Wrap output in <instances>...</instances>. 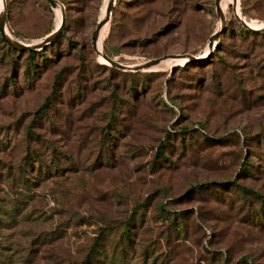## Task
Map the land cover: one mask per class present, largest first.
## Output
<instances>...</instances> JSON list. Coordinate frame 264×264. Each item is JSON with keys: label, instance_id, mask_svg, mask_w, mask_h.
<instances>
[{"label": "rangeland", "instance_id": "rangeland-1", "mask_svg": "<svg viewBox=\"0 0 264 264\" xmlns=\"http://www.w3.org/2000/svg\"><path fill=\"white\" fill-rule=\"evenodd\" d=\"M60 2L63 35L33 66L0 34V264H82L96 243L94 264H264L251 191L264 195V0H237L256 32L223 0L211 48L215 0H115L105 51L130 64L183 54L140 69H112L93 48L107 0ZM6 10L25 42L61 21L49 0ZM22 164L42 169L30 189L12 183Z\"/></svg>", "mask_w": 264, "mask_h": 264}, {"label": "water", "instance_id": "water-1", "mask_svg": "<svg viewBox=\"0 0 264 264\" xmlns=\"http://www.w3.org/2000/svg\"><path fill=\"white\" fill-rule=\"evenodd\" d=\"M51 5L53 7H56L58 3L61 4L62 6V13H63V17L61 22L56 26V28L54 30H52L50 33H48L47 35H45L42 39L37 40L35 42H25L23 40L17 39L15 37H12L11 35H9L7 33V10H6V0H4L5 6L4 9L0 12V33L2 35V37L4 38V40L9 43L10 45L19 48V49H31V50H37L40 49L46 45H48L50 42H52L53 40H55L57 38V36L63 31L64 26H65V10H64V6L63 4L60 2V0H49ZM216 2V10L217 13L221 19V27L218 28L210 37V41H209V46L213 47L214 43H215V39H217L220 36V33L223 29V27L225 26L226 23V15L225 12L222 8L221 5V0H215ZM115 0H109L107 3V7H106V13L105 15L99 18L98 23L96 25V28L94 29L93 33H92V44H93V48L96 50L97 54L99 55V50L97 47L98 44V39L100 37V32L101 29L103 27V25L107 22H109L110 17H111V13H112V8L114 6ZM234 6L235 9H237V0H235L234 2ZM237 16L239 17L240 21L247 27L250 28H257L254 27L252 25H250L248 23V21L245 18H242L241 15H239L236 12ZM264 26V25H263ZM260 28V27H259ZM257 28V29H259ZM102 54V60L108 64L111 65H115L119 68H124V69H140V68H149L152 65H155L157 63H160L162 59L168 57V56H162V57H156L153 59H149L143 63H139V64H130V63H124L121 62L119 60H117L116 58L110 56L104 49L101 52ZM183 54H169V57H179ZM193 59H197V57L191 55Z\"/></svg>", "mask_w": 264, "mask_h": 264}, {"label": "trees", "instance_id": "trees-1", "mask_svg": "<svg viewBox=\"0 0 264 264\" xmlns=\"http://www.w3.org/2000/svg\"><path fill=\"white\" fill-rule=\"evenodd\" d=\"M243 28L245 29V26H243ZM252 32H256V30L255 29H250ZM1 34V33H0ZM63 35V33L61 32L58 36H57V38L55 39V40H53L52 42H50L49 44H48V46H51V45H53V43H56L58 40H60V38H61V36ZM2 36V35H1ZM105 37H106V35H105ZM104 37V38H105ZM3 38V37H2ZM107 39V38H106ZM3 40H4V38H3ZM5 41V40H4ZM6 42V41H5ZM7 43V42H6ZM8 45H9V47H10V49H13V50H16V51H19V50H21V51H24V52H28L30 55H29V58L31 59V65L33 66L34 64H35V54L39 51V50H31V49H19V48H16V47H14V46H12V45H10L9 43H7ZM106 51H107V53L110 55V56H112L113 57V53L112 52H110L108 49H106ZM197 63V62H196ZM201 63V62H200ZM106 65V64H105ZM110 67L112 68V69H115L116 67L114 66V65H110ZM117 69V68H116ZM135 72V73H134ZM136 74H137V72L136 71H126V75L127 76H130V78L131 79H133V80H135V78H136ZM145 75H146V77L149 75L148 73H145ZM134 83V82H133ZM50 102H52V96H48L47 97V99H46V101H45V103H43L42 105H41V107H40V109L38 110V112H39V114H42V113H44L45 112V110H46V108H47V106H48V104L50 103ZM29 129H30V127H29ZM109 137H111L112 138V136L111 135H109ZM107 141H105V146H107L108 148H109V144H107L106 143ZM164 146H165V143H164V140L159 144V149L157 150V155L158 156H161V155H164L163 154V152H164V149H162V148H164ZM27 159V158H26ZM20 173L17 175V176H14V178L12 179V183H13V185H14V187H17L18 186V184H20V185H23V187L24 188H26V189H30L31 187H32V185L34 184V183H36L37 182V180H34L33 178H38V177H40L41 178V171H42V169H39V168H28L27 167V165H21V167H20ZM15 180H16V182H15ZM224 183V182H223ZM234 183H235V181H234ZM235 184H237V183H235ZM212 189V191H218L219 189H217V187H215L214 185H210L209 187L208 186H206V184H204V183H202V184H199V185H196V187L194 188V190L195 191H197V192H202V191H205L206 189ZM252 191V193L254 194V195H256L258 198H261L262 199V201L264 200V195L263 194H261V193H258V192H256L255 190H251ZM166 203H161V206H162V209H168L167 207H166V205H165ZM264 206V205H263ZM258 209V208H257ZM256 209V212H255V214L258 216V214L260 213V212H258V210ZM262 209L264 210V207H262ZM177 216H180V217H183L184 215L181 213V214H177V215H174V218L175 217H177ZM132 220V219H131ZM130 223H131V221H128L127 222V224L125 225V227H124V230H123V232H122V235L125 237V240H121V238H120V240H114V245L115 246H117L118 247V251L117 250H113V252L114 253H118V255L119 256H122L121 257V260L122 261H124L125 259H127V257H126V253H128V248H127V244L130 242V239H131V233L129 232L130 231ZM132 224H133V222H132ZM131 224V225H132ZM116 238V237H115ZM125 241V242H124ZM97 244V243H96ZM96 244L95 245H93L92 247H91V252H89L88 254H87V256H85V258L82 260V264H94V263H96L97 262V257L98 256H91V255H93V253L96 251V252H99V250L96 248ZM95 252V253H96ZM217 256H212L211 258L212 259H215ZM105 258H109V256H104V258H103V260L105 259ZM155 258H156V256H155ZM154 258V259H155ZM101 262V261H100ZM100 262H97V263H100ZM223 264H228V263H223ZM237 264H239V263H237Z\"/></svg>", "mask_w": 264, "mask_h": 264}, {"label": "bare ground", "instance_id": "bare-ground-1", "mask_svg": "<svg viewBox=\"0 0 264 264\" xmlns=\"http://www.w3.org/2000/svg\"><path fill=\"white\" fill-rule=\"evenodd\" d=\"M108 1L109 0H107V3H108ZM222 1L223 0H221V5H222ZM235 2V0H232V2L231 3H234ZM107 3H106V6L105 7H107ZM4 6H5V3H4V0H0V12L4 9ZM57 10H58V15H59V17L61 18V20H62V17H63V13H62V6H61V4L60 3H58L57 4ZM223 8V7H222ZM236 12L239 14V15H241V11H240V8L238 7L237 9H236ZM105 13H106V9H105ZM105 13H104V15H105ZM241 17H242V15H241ZM243 18V17H242ZM61 22V21H60ZM249 23V22H248ZM107 22L103 25V27H102V29H101V32H100V37H101V33H102V31H103V29L107 26ZM250 24V23H249ZM250 25H252V24H250ZM253 26V25H252ZM7 33H8V28H7ZM100 37H99V39H98V44H97V47H98V50H99V56L102 58V54H101V52L103 51V47H102V45H101V43H100ZM215 43H216V41H215ZM214 43V44H215ZM210 47V46H209ZM211 48V47H210ZM174 57H170V58H164V59H162L161 60V62L160 63H162V62H164L165 60H169V59H173ZM186 58H180V60H185ZM159 63H157V64H155V65H158ZM155 65H152V66H155ZM151 66V67H152Z\"/></svg>", "mask_w": 264, "mask_h": 264}]
</instances>
